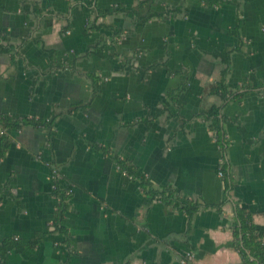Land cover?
Here are the masks:
<instances>
[{"label": "crops", "instance_id": "obj_1", "mask_svg": "<svg viewBox=\"0 0 264 264\" xmlns=\"http://www.w3.org/2000/svg\"><path fill=\"white\" fill-rule=\"evenodd\" d=\"M226 70L244 94L227 102L212 92ZM250 79L264 85V0H0V117L53 121L0 126V264H258L234 239L243 211L264 244V88ZM118 160L198 210L153 198Z\"/></svg>", "mask_w": 264, "mask_h": 264}, {"label": "trees", "instance_id": "obj_2", "mask_svg": "<svg viewBox=\"0 0 264 264\" xmlns=\"http://www.w3.org/2000/svg\"><path fill=\"white\" fill-rule=\"evenodd\" d=\"M95 21L90 26L92 29H95ZM122 37V34L120 32H116L115 39L113 42H116V40H119ZM226 62H228V59H226ZM228 70H226L220 80V82L213 88L212 92L215 94L220 95L226 102L233 98V100H237L240 97L244 96V94H237L235 95L234 92H231L227 86L226 79H227ZM264 88V85L257 83L250 79L248 81V84L245 87H242V89L249 91H255L258 89ZM206 120L209 123L210 130L214 134L218 146L221 148L224 155H226V142H225V136L224 131L222 128V118L220 117V109H212L208 113H206ZM53 121H49L47 123H43L42 121H34V120H24L21 122L13 121L12 119L8 117H0V126L5 132H12L17 131L23 128L24 126H32L34 128H40L45 126H52ZM10 147L9 137L8 135H4L0 138V160L3 159ZM226 164V162H225ZM118 165L120 169L124 172H126L128 175L132 176L134 179H138L143 187V190L152 196L155 199H159L162 201H167L174 205L176 208L186 211L190 214V216L198 210V206L191 203V201L182 198L181 196L177 195L176 192L171 189L167 188L163 191H156L151 187V184L149 183L148 179L143 175H137L136 172L131 170L130 166L127 165L124 161L118 160ZM224 170H226L224 168ZM70 195H64L61 193V200L62 204L59 207V209L56 211L54 215V223L53 226L56 228V230L64 232V229L62 227V223L65 217V214L68 210V197ZM238 221L234 224V239L235 244L244 258V260L249 261L251 257L255 258L257 260L258 264H264V244L261 242V236L256 228V226L253 224L252 218L250 214H246L245 212L241 211L238 215ZM10 243V242H9ZM38 243V241H35L33 243V246H35ZM7 250L10 249H16L20 251L22 247L19 245H9L7 246ZM4 249H6V246H4Z\"/></svg>", "mask_w": 264, "mask_h": 264}, {"label": "built area", "instance_id": "obj_3", "mask_svg": "<svg viewBox=\"0 0 264 264\" xmlns=\"http://www.w3.org/2000/svg\"><path fill=\"white\" fill-rule=\"evenodd\" d=\"M225 159L224 157L222 156L221 160H220V163H219V167H218V176L221 178V179H224V165H225ZM192 255L189 253L187 255V259L191 258ZM183 264H185V261L182 262Z\"/></svg>", "mask_w": 264, "mask_h": 264}]
</instances>
